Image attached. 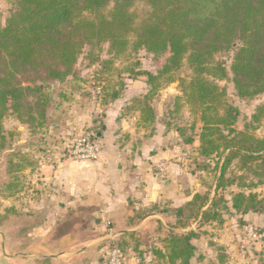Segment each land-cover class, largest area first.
<instances>
[{
	"label": "rangeland",
	"instance_id": "rangeland-1",
	"mask_svg": "<svg viewBox=\"0 0 264 264\" xmlns=\"http://www.w3.org/2000/svg\"><path fill=\"white\" fill-rule=\"evenodd\" d=\"M113 5L114 1L108 10L112 9ZM16 10L15 0H0V28L5 26ZM132 11L138 17L136 22L139 25L140 21L151 12V8L144 2H137ZM85 16L89 17V14L85 13ZM130 40L131 45L119 55L111 52L107 43L85 46L75 67V74L69 76L65 82L46 80L32 83L48 95L49 102L46 106V121L43 127L33 130L22 124L15 115L11 113L7 115L4 120L7 144L0 152V231L8 234L13 252L31 251L30 238L47 235L54 228L46 226V217L55 214L56 218H63L67 214L59 208L60 205L57 206L59 208L57 212L46 207L52 199L59 197L57 193L59 188L52 184L44 187V180H41L42 162L44 163V160L46 163L50 162V158L54 157L50 162L51 173L59 170L58 164L54 162L58 156L59 159L62 158L75 165L90 163L77 162L69 158L68 150L74 140L84 134L97 137L99 133L102 134L101 141L104 139L106 129L101 107L114 102L111 101L112 94H144L134 98L129 108L137 110L136 101H147L153 109L155 120L146 124V136L153 137L158 125H161L162 128L165 127L168 140L173 144L171 151L176 155L170 160H162L159 165L164 164L167 169L170 164L179 166L186 174L181 184L188 202L184 198L180 217H177L178 208L172 218L169 214L164 217L162 223L153 216V223L146 225L141 234L97 244L90 253L80 256L71 254L61 260L36 259L27 264H107L108 253L115 247L121 250L124 264H170L166 258V239L170 236L171 230L164 225L173 229L171 232L177 235L189 232L198 235L197 239L192 240L197 250L191 264H264V184L242 188V181L237 179L235 184L216 193L220 175V169H216L218 159L200 154V135L203 127L200 119L201 111L199 105L189 98L192 94L193 70L185 63L180 70L161 74L169 54L154 55L145 50L135 52L132 47L134 34L130 36ZM235 54L236 48L216 55V62L224 64L228 76L221 81L209 79L224 92L219 115L224 114V105L236 108L239 117L234 128L244 131L245 125L252 123L256 109L264 104V94L254 99L238 97L231 73ZM94 94H102V96L95 100ZM103 95L106 96V102L102 101ZM24 115L27 118L28 113ZM251 125L248 131L258 138H264V120ZM125 137L126 135H123V138ZM189 140L191 143H187ZM102 144L105 149L103 141ZM30 170L33 171L32 174L38 170L39 173L33 174L34 177L30 174ZM153 171L157 172V169L154 168ZM238 176H242V172L233 165L227 177L231 179ZM250 181L248 179L244 182L248 185ZM192 184L201 187L200 192L195 195L207 197L209 203L214 199L226 200L218 205L217 218L204 221L201 214L199 215V205L195 207L191 204L195 196L190 188ZM240 192L257 194L263 202V210L245 215L236 213L231 206L232 197ZM207 208L208 206L204 210ZM154 212L163 213L159 207L152 205L146 211L136 214L135 220L139 222L146 220L148 214H155ZM96 215H92V218ZM29 216H37L35 221L39 223L42 222L41 218H45V222H42V226L33 229L34 226L30 225V219L27 218ZM109 227L99 226L93 229L90 227L84 230L95 231L92 237L98 238L107 236L110 233ZM79 228L67 225L62 230L73 232ZM249 228L256 233V239L249 237L246 232ZM117 230L118 228H115V232ZM21 239L25 241L21 242ZM53 242L60 247L58 238ZM41 245L35 244L34 249L38 246L42 247ZM176 264H180V261Z\"/></svg>",
	"mask_w": 264,
	"mask_h": 264
},
{
	"label": "trees",
	"instance_id": "trees-1",
	"mask_svg": "<svg viewBox=\"0 0 264 264\" xmlns=\"http://www.w3.org/2000/svg\"><path fill=\"white\" fill-rule=\"evenodd\" d=\"M15 1L17 10L0 28V152L6 148L4 120L10 113L33 130L44 126L48 95L32 83H63L75 74L85 46L107 43L108 49L119 55L131 45L134 34L133 51L169 54L161 74L180 70L185 63L193 70L189 98L201 111L200 154L218 159L216 193L237 179L242 181V188L264 184V138L248 131L251 124L264 120V104L256 109L246 130L238 131L234 125L239 111L224 105V114L219 115L224 92L209 79L227 78L226 67L216 62L215 56L236 48L231 73L238 97L254 99L264 94V0ZM113 1V8L108 10ZM137 2L151 8L139 25L132 11ZM120 96L112 94L111 101ZM105 98L103 95V102ZM136 102L138 122L145 127L155 120L153 109L147 101ZM233 165L242 176L230 179L227 174ZM248 179L247 185L244 181ZM207 199L197 194L190 201L195 207L199 205L204 221L217 218L218 205L226 201L222 198L209 203ZM262 204L257 194L240 192L232 197L231 206L245 215L261 212ZM181 213L180 208L177 217ZM169 234L166 258L170 264H191L197 250L192 240L198 235Z\"/></svg>",
	"mask_w": 264,
	"mask_h": 264
},
{
	"label": "crops",
	"instance_id": "crops-1",
	"mask_svg": "<svg viewBox=\"0 0 264 264\" xmlns=\"http://www.w3.org/2000/svg\"><path fill=\"white\" fill-rule=\"evenodd\" d=\"M142 95L144 94H123L113 103L101 107L106 131L102 140L105 149L100 160L75 165L59 159L58 156L54 162L58 164L59 170L54 173H51L50 163L54 157L50 158V162H42L41 180H44V187L52 184L59 188V197L52 199L46 207L56 212L60 208L67 214L63 218H56L53 214L50 216L52 222L48 216L46 222L45 218H41L42 222L47 223V227L54 228L47 235L30 238V249L40 243L42 247L37 248L41 252L72 250L84 243L114 234L115 228H118L116 233L140 229L135 235L141 234L146 225L153 223L154 215L162 223L164 217L170 214L172 218L176 210L184 206L185 197L181 182L186 174L181 168L170 164L167 169L165 165L163 176L153 171L154 168L158 170L162 160H170L176 155L171 151L173 144L168 140L165 127L158 125L153 137L146 136L144 125L138 122L140 112L129 108L132 100ZM123 135L126 137L123 138ZM38 171L35 172L36 175ZM29 172L32 174L33 171ZM190 188L194 192L193 195L201 189L198 184H192ZM186 201L188 202V199ZM152 205L159 207L163 213L148 214L145 221L135 220L136 214L146 211ZM95 214L96 217L92 218ZM27 218L30 219V225L34 226L33 229L42 226V222L35 221L37 216ZM67 225L80 228L77 231L64 232L62 228L65 229ZM99 226H110V233L96 238L92 237L95 231L84 230ZM131 235H122L115 239ZM57 238L60 247L53 242Z\"/></svg>",
	"mask_w": 264,
	"mask_h": 264
},
{
	"label": "water",
	"instance_id": "water-1",
	"mask_svg": "<svg viewBox=\"0 0 264 264\" xmlns=\"http://www.w3.org/2000/svg\"><path fill=\"white\" fill-rule=\"evenodd\" d=\"M96 138L98 140H101L102 134L99 133ZM164 227L171 231L173 230L169 227H166V225H164ZM138 232H140V229H135L134 231L127 230L126 232L125 231H121L117 233L115 232L114 234L109 235L107 237L99 238L89 243H84L80 245L78 248H75L72 250L47 253V252H41L40 250H38L37 247L35 249L34 248L30 249L31 251L13 252L11 245H10L9 238H8V234L5 231H0V246H1V252H2V263L1 264H27L30 262H34L36 259L61 260L67 255H71V254L73 256H77V255L80 256L86 253H90L97 244H101L103 242L113 240L122 235H127V234L133 235ZM12 262H15V263H12Z\"/></svg>",
	"mask_w": 264,
	"mask_h": 264
},
{
	"label": "built area",
	"instance_id": "built-area-1",
	"mask_svg": "<svg viewBox=\"0 0 264 264\" xmlns=\"http://www.w3.org/2000/svg\"><path fill=\"white\" fill-rule=\"evenodd\" d=\"M95 100L101 98L102 94H94ZM103 144L97 138L90 134H84L74 140L71 147H69V158L77 162H96L100 160L103 154ZM165 165L158 167L157 174L163 176L165 172ZM252 228L247 229L249 237L256 239L257 235ZM124 258L120 250L112 248L108 253L107 264H124Z\"/></svg>",
	"mask_w": 264,
	"mask_h": 264
}]
</instances>
